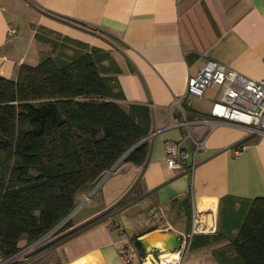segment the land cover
Instances as JSON below:
<instances>
[{"label":"crops","instance_id":"0c3cea01","mask_svg":"<svg viewBox=\"0 0 264 264\" xmlns=\"http://www.w3.org/2000/svg\"><path fill=\"white\" fill-rule=\"evenodd\" d=\"M75 49L106 53L117 100L149 106L146 157L120 159L102 183L78 189L63 230L72 232L18 264H125L117 247L133 239L144 252L135 246L137 264L151 248L169 250L167 234L190 228L194 206L209 209L217 227L193 234L180 264H234L228 239H213L234 233L249 200L264 196V133L212 120L219 84L203 96L186 86L207 60L264 77V0H0V76ZM197 137L204 147L194 150ZM169 144L191 152L192 170L165 163Z\"/></svg>","mask_w":264,"mask_h":264},{"label":"trees","instance_id":"16d2710c","mask_svg":"<svg viewBox=\"0 0 264 264\" xmlns=\"http://www.w3.org/2000/svg\"><path fill=\"white\" fill-rule=\"evenodd\" d=\"M110 59L99 49H75L22 63L14 79L0 76V258L55 226L74 208L78 189L150 132L148 105L117 100ZM146 153L145 140L122 159L139 164ZM70 225L68 218L55 239ZM219 234L213 240L228 239L234 264H264V196L249 200L234 233Z\"/></svg>","mask_w":264,"mask_h":264},{"label":"built area","instance_id":"2783aa9c","mask_svg":"<svg viewBox=\"0 0 264 264\" xmlns=\"http://www.w3.org/2000/svg\"><path fill=\"white\" fill-rule=\"evenodd\" d=\"M262 61H264V58H262ZM212 83L219 84L220 86L219 95L213 101L210 108L212 120L234 121L246 126L249 132L264 133V77L258 79L250 78L223 62L207 60L195 75L189 76L186 92L203 96L206 87ZM181 99L182 96H177L174 101L181 106ZM195 121H209V118H198ZM203 147V138H195L194 150ZM239 150L240 148H236L235 152L237 153ZM163 159L170 167L182 166L188 171L192 170L195 166L191 152L180 145H167L164 150ZM108 173H110L109 169L103 172L97 184ZM212 214L209 209L201 210L195 206L192 207L190 228L178 235L179 245L177 249L167 250L166 253L171 254L162 256L163 251L154 252L153 248H151L138 264H144L146 261H149L151 264H180L183 253L188 248L193 234L214 232L216 230L217 226L215 220L212 218ZM59 226L52 227L36 240L24 245L13 256L11 255V257L4 259L0 258V264H6L16 254L27 253ZM117 250L123 255L125 264H134L136 250L132 242L121 243L117 247Z\"/></svg>","mask_w":264,"mask_h":264},{"label":"rangeland","instance_id":"374dc122","mask_svg":"<svg viewBox=\"0 0 264 264\" xmlns=\"http://www.w3.org/2000/svg\"><path fill=\"white\" fill-rule=\"evenodd\" d=\"M104 64H107L108 61L107 60H104L103 62ZM100 180V178L98 179V181ZM103 182V179L101 180V183ZM97 183V181H96ZM100 183V184H101ZM73 210V209H72ZM163 216H161V218H159L160 222H163L164 221V217L162 218ZM69 218L70 222H71V217L69 215V217H67V219ZM67 219H65L64 221H66ZM63 221V222H64ZM159 221H157L158 223H156L157 225H161L162 226V223H160ZM62 222V223H63ZM65 231H61V234L64 233ZM60 234L56 233V230L53 231V233L49 234L48 236H46L45 238H43L40 242L37 243V245L35 247H33V249H31L30 251H28L27 253H24V254H16L15 257L11 258L12 260L13 259H17V260H22L23 258H25L27 256V258L31 255V254H34V253H38L40 251H44L45 248H47L49 245L53 244V243H56L58 242L59 240L61 239H58L56 240L55 238L58 237ZM55 239V240H54ZM54 240V241H53ZM53 241L52 243L48 244L49 242ZM23 243L25 244H22L21 246L23 247L24 245L28 244L26 239H24ZM21 247V248H22ZM30 252V253H29ZM29 253V254H28ZM142 259V258H141ZM141 262V260H140ZM138 262V263H140ZM137 263V264H138ZM145 264H149V263H145Z\"/></svg>","mask_w":264,"mask_h":264},{"label":"water","instance_id":"95a60500","mask_svg":"<svg viewBox=\"0 0 264 264\" xmlns=\"http://www.w3.org/2000/svg\"><path fill=\"white\" fill-rule=\"evenodd\" d=\"M150 136V133H148L145 137H143L141 140H139L138 142H136L134 145H132L110 168H109V171L111 172V171H113L114 169H115V166H116V164H117V162L120 160V159H122L127 153H128V151L129 150H131L133 147H135V146H137L139 143H141L142 141H145V140H147L148 139V137ZM72 212V211H71ZM71 212L70 213H68L63 219H61L55 226H53V228H55V227H57V226H59L61 223H62V221L68 216V215H70L71 214ZM167 238H169V246H168V249L169 250H176L177 249V247H178V245H179V238H178V234H176V233H174V232H169L168 234H167ZM15 254V253H14ZM13 254V255H14ZM12 255V256H13ZM9 257H11V256H9Z\"/></svg>","mask_w":264,"mask_h":264},{"label":"bare ground","instance_id":"6f19581e","mask_svg":"<svg viewBox=\"0 0 264 264\" xmlns=\"http://www.w3.org/2000/svg\"><path fill=\"white\" fill-rule=\"evenodd\" d=\"M166 251H167V250L163 251L164 253H163L162 256H167V255L171 254V253H168V252L166 253ZM153 255H154V254H153ZM154 256H156V255H154ZM146 263H149V261H146ZM144 264H145V263H144ZM149 264H151V263H149Z\"/></svg>","mask_w":264,"mask_h":264}]
</instances>
